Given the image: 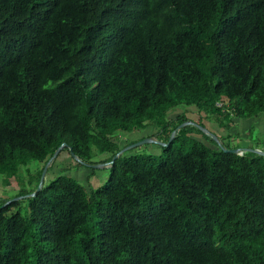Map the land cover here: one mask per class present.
Instances as JSON below:
<instances>
[{
	"label": "trees",
	"instance_id": "obj_1",
	"mask_svg": "<svg viewBox=\"0 0 264 264\" xmlns=\"http://www.w3.org/2000/svg\"><path fill=\"white\" fill-rule=\"evenodd\" d=\"M189 111L238 152L187 123L113 161ZM263 114L264 0H0V264H264V155L225 143ZM63 143L103 167L30 195Z\"/></svg>",
	"mask_w": 264,
	"mask_h": 264
},
{
	"label": "rangeland",
	"instance_id": "obj_2",
	"mask_svg": "<svg viewBox=\"0 0 264 264\" xmlns=\"http://www.w3.org/2000/svg\"><path fill=\"white\" fill-rule=\"evenodd\" d=\"M192 108L195 109L194 107ZM184 110V108L180 107L179 109L172 111L170 117L172 118L173 116H175V114ZM188 115L190 118H192V121L187 123H191L199 127L202 132L205 133L206 136L212 138L215 143L223 145L221 143L222 140L219 138L220 136L227 133L225 130L221 131V129L215 123L209 121H207L206 123L205 121H201L200 119H198L196 113L189 111ZM201 124H203L205 127ZM157 131L158 128L148 127L145 129H138L131 133H121L120 142L122 145H126L127 143H129V141H133L134 143L145 139H153V141L142 143L134 148H131L130 150H132L133 153L159 155L161 153V143H164L167 140L168 136L156 135ZM208 131L210 132L208 133ZM201 136L203 137V142H207V144H210L209 139L205 140L204 136ZM214 136L218 137L217 141L214 139ZM225 143H229L234 147L245 149L253 146L250 149H259L264 151V114L256 117L253 120L245 122L243 121V123L239 124V126L236 125L232 129V137ZM36 164L37 162H32V164H30L28 168H26V170H34L37 167ZM52 167L53 168L50 169L46 174V183L53 180L60 174H71L73 175V177L78 178L85 187L89 188L88 176L93 172V169L85 167L82 164L78 163L77 159L70 155L68 151H63V153L55 160ZM26 170L25 176L27 177ZM108 177V169H95L94 176L91 178V183L94 187H99L105 184ZM26 185L29 187V189H34L35 180L32 177H27ZM19 191L20 184L18 183L17 178H11L8 185H4L3 181L0 179V194L7 197L9 195H17Z\"/></svg>",
	"mask_w": 264,
	"mask_h": 264
},
{
	"label": "water",
	"instance_id": "obj_3",
	"mask_svg": "<svg viewBox=\"0 0 264 264\" xmlns=\"http://www.w3.org/2000/svg\"><path fill=\"white\" fill-rule=\"evenodd\" d=\"M187 122L181 124L175 131L172 132L171 134V137L168 141V143H161V145H168L172 140L173 138L175 137L177 131L183 127L184 125H186ZM214 139L217 141L218 140V137L217 136H214ZM150 141H153V139H145V140H142V141H138V142H135V143H132L128 146H126L125 148H123L114 158H113V161L123 152L127 151V150H130L131 148H134L142 143H145V142H150ZM219 147H221L223 150L225 151H229V152H232V153H237L239 149H236V148H232V149H229V148H226L224 147L223 145L217 143ZM66 146V143H63L54 153V155L51 157V159L48 161V163L46 164L44 170H43V173H42V176H41V180H40V184L37 188L36 191H34L33 193H31L30 195H36L38 191H40L42 189V186H43V183H44V179H45V175H46V172H47V169L48 167L51 165L52 161L58 156V154L61 152V150ZM252 151H255L257 153H260V154H263L264 155V151L262 150H259V149H250ZM78 160V158H77ZM85 166H88V167H92V168H101L103 167V164H88V163H85V162H82Z\"/></svg>",
	"mask_w": 264,
	"mask_h": 264
},
{
	"label": "bare ground",
	"instance_id": "obj_4",
	"mask_svg": "<svg viewBox=\"0 0 264 264\" xmlns=\"http://www.w3.org/2000/svg\"><path fill=\"white\" fill-rule=\"evenodd\" d=\"M66 145H67V144H66ZM65 147H66V146H65ZM65 147H64V148H65ZM64 148H63V149H64ZM63 149H62V150H63ZM62 150H61V151H62ZM54 160H55V159H54ZM47 173H48V169H47V172H46V174H47ZM45 177H46V175H45Z\"/></svg>",
	"mask_w": 264,
	"mask_h": 264
},
{
	"label": "built area",
	"instance_id": "obj_5",
	"mask_svg": "<svg viewBox=\"0 0 264 264\" xmlns=\"http://www.w3.org/2000/svg\"><path fill=\"white\" fill-rule=\"evenodd\" d=\"M242 154V152H240Z\"/></svg>",
	"mask_w": 264,
	"mask_h": 264
}]
</instances>
